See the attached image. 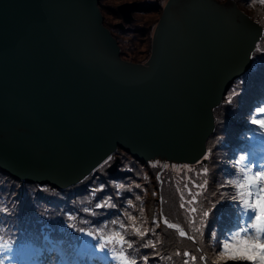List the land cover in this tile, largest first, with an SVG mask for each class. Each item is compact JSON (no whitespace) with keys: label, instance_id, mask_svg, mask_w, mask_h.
Segmentation results:
<instances>
[{"label":"water","instance_id":"obj_1","mask_svg":"<svg viewBox=\"0 0 264 264\" xmlns=\"http://www.w3.org/2000/svg\"><path fill=\"white\" fill-rule=\"evenodd\" d=\"M180 1L165 5L145 64L121 55L100 0H0L2 169L67 187L118 148L144 162L207 154L216 107L254 63L264 29L239 0H202L206 10L186 8L166 37ZM138 6L118 7V28Z\"/></svg>","mask_w":264,"mask_h":264},{"label":"rangeland","instance_id":"obj_2","mask_svg":"<svg viewBox=\"0 0 264 264\" xmlns=\"http://www.w3.org/2000/svg\"><path fill=\"white\" fill-rule=\"evenodd\" d=\"M226 1L220 0L221 4ZM239 1L243 11L257 17L264 29V4L261 0ZM132 2L139 4L133 13V22L125 25L124 29L117 28L123 23L118 7ZM167 2L100 0L120 40L121 55L144 63L149 60L152 38ZM257 49L264 50V34L260 36ZM234 90L238 93L235 96ZM258 94L260 96L257 97ZM230 98L231 103L228 102ZM261 105H264V51L257 50L254 63L236 82L229 84L224 102L216 107L217 125L208 136L207 154L196 161H174L158 156L144 162L118 148L107 164L105 161L109 157L84 181L67 187L26 183L22 181L24 179L11 178L0 169V236L18 238L38 236L39 233L53 236L55 233L61 243L52 263L69 258L71 247L68 244L72 242L80 243L92 252L95 264H113L98 252L94 247L96 242L84 236L81 230L96 231L105 225L112 229L118 226L111 222L119 220L134 223L141 231H147L143 238L134 234L131 228L125 234L133 241V249L129 251L137 264H185L186 261L187 264H223L217 255V242L225 233H220L222 229H213L215 239L212 234H205L209 215L214 217L219 211L215 228L218 223H221V228L227 224L234 225L236 216L230 200L234 188L222 185L237 171L235 160L241 154H235V146L251 137L249 133L255 130L261 131L264 136V129L258 130V126L250 122V114ZM233 124L240 129L234 134L229 132V126ZM117 158L120 160L117 170L109 174L107 170ZM194 184L203 187H194ZM189 190L192 194L199 193L194 203H188L192 200ZM105 201L114 207H96ZM182 203H185V208H181ZM191 207H196L198 211H188ZM205 210L210 214L202 218L201 213ZM129 217H135V221ZM165 219L184 229L187 235L181 237L177 229L168 228L163 222ZM197 240L198 246L195 244ZM201 240L203 243L210 241L206 246ZM184 253L190 255L185 256ZM192 257L196 259L192 260Z\"/></svg>","mask_w":264,"mask_h":264},{"label":"snow or ice","instance_id":"obj_3","mask_svg":"<svg viewBox=\"0 0 264 264\" xmlns=\"http://www.w3.org/2000/svg\"><path fill=\"white\" fill-rule=\"evenodd\" d=\"M261 3L264 4V0H261ZM237 94L234 90L233 96ZM228 102L231 103V98ZM250 115L251 124L257 125L258 130L264 129V105L256 107ZM110 160L109 157L105 163L107 164ZM235 167L237 171L233 172L232 177L227 179L222 187L231 186L234 188V192L230 194V200L233 202L236 220L234 226L230 227L217 242L219 245L217 255L223 264H228V262H232V264H264V165L258 167L247 156L240 155L235 160ZM193 186L203 187L195 184ZM189 194L192 196V200L188 203L196 202V196L199 193L192 194L189 190ZM106 206L114 207L107 201L96 205L97 208ZM185 207V203H182L181 208ZM188 211L196 213L198 209L191 207ZM209 214L210 212L205 210L202 211L201 216L206 218ZM69 219L73 218L69 217ZM129 219L135 221V217H129ZM163 222L168 228L177 229L181 237L187 235L185 231L179 229L175 224L168 223L166 219ZM190 222L195 223V220ZM153 223L158 224L157 221H153ZM111 224L118 227L109 229L108 225H105L102 229L88 232L81 230V233L92 238L96 242L94 247L98 252L110 259L113 264H137L129 251L133 249V241L127 239L125 234L131 228L134 234L143 238L147 235V231H141L134 223L127 224L119 220H113ZM212 238L215 239V234H212ZM189 239H194V237H189ZM12 252L13 248L9 242L0 237V264H6ZM184 255L189 256L190 254L184 253ZM195 259L192 257V260Z\"/></svg>","mask_w":264,"mask_h":264},{"label":"trees","instance_id":"obj_4","mask_svg":"<svg viewBox=\"0 0 264 264\" xmlns=\"http://www.w3.org/2000/svg\"><path fill=\"white\" fill-rule=\"evenodd\" d=\"M138 8H139V6H138ZM258 96H260L259 94L257 95V97ZM256 97V98H257ZM229 132L230 133H232V134H234L235 132H236V130L237 131H240V129H238V125H235L234 126V124L233 125H230L229 126ZM250 136V135H249ZM246 141H248V138H246L245 139ZM239 144H240V142H239ZM240 145H238V146H235V150H240V149H244L245 148V145H241L240 147H239ZM228 150V149H227ZM0 169L4 172V173H6L3 169H2V167L0 166ZM8 176H10L11 178H16L15 176H13V175H11V174H8V173H6ZM110 174V173H109ZM22 181H24V182H26V183H31V184H33L34 182H31V181H25V180H22ZM37 199L40 201V202H42V203H44V201H42V199L40 198V197H38L37 196ZM218 212L219 211H216L215 212V216L213 217V216H210L209 215V222H208V224L211 226V228L209 227V225L207 226V231H206V235H211V234H213L212 233V231H213V229H215V231H216V229L218 230H220V229H222L221 230V234H223V233H226L227 232V229L228 228H230V227H232V226H229L228 224L227 225H224V226H222V228H221V223H218V226L215 228V221H216V217H217V214H218ZM234 226V225H233ZM55 233H53V236L51 235V234H48V233H46V234H42L41 235V233H39L38 234V236H29V235H25V236H18V238H17V236H15V238H8V237H6V236H0V237H2L4 240H7L8 242H9V244L12 246L13 244H16V243H20L19 242V240H22V241H24V240H28V239H31V240H40V239H42L43 237H45V236H48V237H50V238H52L55 242H57V244L59 245L60 243H61V240L56 236V235H54ZM39 235H41V236H39ZM202 241V240H201ZM209 241L210 240H208L207 242L209 243ZM197 242L198 243H195L196 244V246H198V244H199V241L197 240ZM204 241H202V243H203ZM207 242H205V243H203L204 245H206L207 246ZM80 243H72L71 242V244H68L71 248L72 247H74V246H78ZM86 250V252H87V254H86V256L87 257H89V259L91 260V262L93 263V264H95L94 262H95V259L93 258V255H92V252H88L87 251V249H85Z\"/></svg>","mask_w":264,"mask_h":264},{"label":"flooded vegetation","instance_id":"obj_5","mask_svg":"<svg viewBox=\"0 0 264 264\" xmlns=\"http://www.w3.org/2000/svg\"><path fill=\"white\" fill-rule=\"evenodd\" d=\"M194 5V9L196 8V7H199L201 10H206L205 9V3H203V1L202 0H194V2L193 3H190V2H185V1H180L177 5H176V9H175V12H174V14H175V17H174V22L171 24V26L168 28V31L166 32V34H165V36L167 37V36H169L171 33H173L174 31H176L177 29H179V27L181 26V24H180V22H179V19H178V16L180 15V14H182L183 13V17H185L186 16V14L188 13V11H185V9L187 8V10H189V11H191V7ZM208 6V5H207ZM208 8L209 9H211V7L210 6H208ZM138 9V7L136 8V10ZM135 10V11H136ZM232 10V9H231ZM232 13V11H230V10H227V11H225V13L226 14H229V13ZM119 14V13H118ZM120 15V14H119ZM182 16H181V18H182ZM189 16H190V14H189ZM188 16V17H189ZM121 17V16H120ZM232 17H234V16H232ZM122 19V18H121ZM178 20V21H177ZM182 21H184V20H182ZM133 22V21H132ZM131 22V23H132ZM185 22V21H184ZM130 23V24H131ZM238 23H240V21H238ZM129 25V24H128ZM117 28H118V26H117ZM120 29V28H119ZM237 31V33H242L243 32V30H242V27H239V26H237V29H236ZM152 46H153V38H152V45H151V52H152ZM151 56V55H150ZM148 61H146L145 62V64L147 63Z\"/></svg>","mask_w":264,"mask_h":264}]
</instances>
